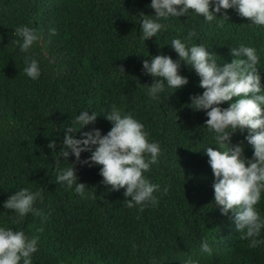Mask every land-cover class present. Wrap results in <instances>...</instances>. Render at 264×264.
<instances>
[{
	"label": "trees",
	"instance_id": "obj_1",
	"mask_svg": "<svg viewBox=\"0 0 264 264\" xmlns=\"http://www.w3.org/2000/svg\"><path fill=\"white\" fill-rule=\"evenodd\" d=\"M150 3L0 0V227L39 237L33 264H184L188 257L199 264H264V243L250 248L249 240L235 230L233 212L222 214L215 205L214 176L204 148L216 147V134L204 125L205 111L188 106L190 95L203 92L195 70L181 61L180 74L188 84L174 91L166 85L161 100L149 97L147 84L154 78L142 70V61L157 54L177 60L173 39L187 47L206 46L221 65L236 59L231 48L244 44L256 49L264 88V25L253 24L233 8L221 10L228 19L217 13L212 22L189 10L185 16L160 20L167 28L144 41L138 21L141 12L154 14ZM21 25L40 35L28 53L16 43L23 42L15 34ZM28 55L40 68L35 80L24 72ZM113 106L142 123L149 142H158L161 149L157 163L143 173L159 185L153 193L158 203L147 204L143 212L140 205L126 206L130 198L124 197L123 188L111 190L102 182L100 165L75 162L72 155L60 160L59 169L75 162L79 182L87 186L85 197L75 186L56 181L54 158L63 130L78 129L76 116L88 110L98 116L81 131L95 127L106 134L112 123L104 114ZM75 135L79 138L80 132ZM246 135L247 129H237L230 144H240L243 155L251 158ZM52 139L55 152L47 147ZM90 155L82 152L80 160ZM22 188L43 189V199L33 205L39 215L29 212L20 218L3 207L9 195ZM93 193L94 198L89 195ZM255 207L264 219V191ZM205 238L211 255L201 250ZM257 239L264 240V228Z\"/></svg>",
	"mask_w": 264,
	"mask_h": 264
},
{
	"label": "clouds",
	"instance_id": "obj_2",
	"mask_svg": "<svg viewBox=\"0 0 264 264\" xmlns=\"http://www.w3.org/2000/svg\"><path fill=\"white\" fill-rule=\"evenodd\" d=\"M155 10L154 14L140 13L141 37L145 41L155 37L158 32L167 28L160 20L169 16H185L189 10L201 15L208 22H212L217 13L228 19L227 10L235 9L242 17L255 25H264V0H151L149 5ZM55 34V29L51 30ZM15 34L22 38L19 44L22 52L28 53L40 35L35 28L21 25L15 29ZM194 33H189V37ZM172 48L178 54L173 60L168 55L157 54L142 61V70L154 79L148 87V95L152 99L161 100V93L165 87L174 90L188 84V78L180 74L181 61L195 70L199 77L202 94H192L189 97V107L194 111L204 110L207 119L204 125L215 135L216 147L204 148L208 156V163L212 169L214 181V202L222 214L229 210L235 224V230L241 234V239L249 240V247L256 248L264 243L257 239L264 228V219L259 215L255 205L264 191V94L262 93L261 78L257 66L259 58L256 49L241 44L238 48H231L230 55L236 57L231 62L218 64L217 55L207 50L206 46L192 45L187 47L180 39H173ZM25 74L35 80L40 76V68L36 59L31 55L25 57ZM118 70L125 73L123 65ZM172 91V92H173ZM170 92V93H172ZM169 93V94H170ZM236 97V100L233 98ZM228 102V107L221 104ZM97 114L82 110L76 116L78 129L66 127L60 151L54 161L57 167L56 181L67 188H73L82 198L86 195V185L79 182L76 175L75 162L81 164L100 165V175L103 183L111 186V190L124 189V197L128 208L140 205L143 212L147 204L156 206L157 197L153 195L159 190V185L147 180L143 173L150 169V165L157 163L161 153L158 142H149L144 125L131 114H122L121 110L113 106L105 118L112 123L106 134H101L99 128L92 127L81 131L87 125H94ZM239 129H247L245 140L253 148L251 158L243 155L240 144H230L231 136ZM80 137L76 138V133ZM226 150H221L225 149ZM47 147L55 152L56 140L52 139ZM91 153L85 160H80L82 152ZM145 154L150 158L145 159ZM69 155L75 157L71 167L59 169L61 159L67 160ZM165 192L168 188L165 187ZM43 189L31 191L22 188L9 195L3 207L14 210L20 218L31 212L39 215L33 207L39 198L43 199ZM94 198L95 194H89ZM43 231V229H40ZM38 236L28 237L22 230L0 227V264H33L32 254L38 251ZM201 250L211 255L212 248L207 238L201 243ZM184 264H199L198 260L188 257Z\"/></svg>",
	"mask_w": 264,
	"mask_h": 264
}]
</instances>
